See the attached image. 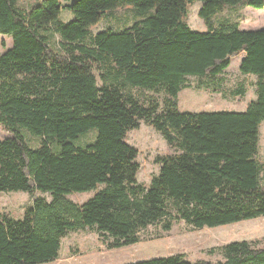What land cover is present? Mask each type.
<instances>
[{"label": "trees", "instance_id": "16d2710c", "mask_svg": "<svg viewBox=\"0 0 264 264\" xmlns=\"http://www.w3.org/2000/svg\"><path fill=\"white\" fill-rule=\"evenodd\" d=\"M20 1L0 0V33L12 39L0 49V127L8 135L0 139V192L51 199L35 197L21 218L0 216V264L54 262L63 238L85 228L118 249L142 242L152 227L162 236L175 221L202 229L264 216V165L257 160L264 28L213 23L227 5L263 9L264 0H37L29 8ZM196 1L206 31L187 23ZM124 7L143 18L90 35L106 13ZM65 10L73 18L63 22ZM49 31L60 37L56 46ZM241 54L240 72L258 78L256 99L244 111H180L187 76L211 88ZM134 89L152 95L138 98ZM142 121L174 149L156 158L159 173L148 185L138 181L139 151L127 139ZM93 190L81 204L68 198ZM215 250L222 260L175 254L126 264H264V247L248 240Z\"/></svg>", "mask_w": 264, "mask_h": 264}, {"label": "rangeland", "instance_id": "374dc122", "mask_svg": "<svg viewBox=\"0 0 264 264\" xmlns=\"http://www.w3.org/2000/svg\"><path fill=\"white\" fill-rule=\"evenodd\" d=\"M37 0H21L20 6L29 8L36 4ZM201 1H196L189 6L187 23L193 30L206 31L207 25L199 17ZM140 10L132 7H124L108 12L102 21L90 28V35H94L104 29L123 30L130 27L135 21L143 18ZM73 15L68 10L62 12L61 20L69 21ZM215 27L222 24L239 23L241 29L264 28V8L257 9L239 3L233 6H225L223 11L213 18ZM50 43L56 46L60 37L50 33ZM5 44V46L3 45ZM12 39L0 33V49L9 48ZM244 54L233 58L230 67L210 81L211 88L199 87V79L195 76H187L186 88L179 93L178 106L182 112L200 111H244L249 103L256 99L257 76L243 74L239 65ZM99 85L102 84L100 70L95 71ZM242 89V95L235 91ZM138 98L145 95L139 89L132 91ZM161 100L162 95L158 96ZM27 140L33 147L39 146V139L25 133ZM7 133L0 127V139H5ZM93 132L84 136L80 143L91 141ZM128 142L138 149V161L141 164L138 181L148 185L152 178L159 173L160 164L158 156H165L174 152L163 135L152 125L142 121L138 130L128 133ZM257 160L264 165V122L260 126V142ZM95 191L70 194L68 198L83 203L92 197ZM51 199L49 194L37 192L30 195L24 192H0V216L8 214L13 218H21L25 208L35 197ZM160 228L152 227L145 234L142 242L123 248H111L112 238L102 236L96 229L85 228L69 232L62 240V249L59 258L47 264H126L147 260L156 257H166L175 254H183L184 258L191 262L222 260V255L216 251L227 243L240 240H248L256 246L264 247V216L245 220L234 224L219 227H204L196 229L185 221H175L170 232L160 234Z\"/></svg>", "mask_w": 264, "mask_h": 264}]
</instances>
